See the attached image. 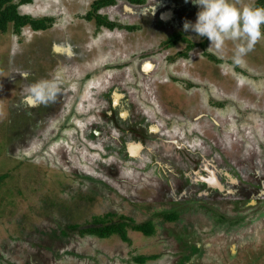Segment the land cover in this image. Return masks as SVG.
I'll return each mask as SVG.
<instances>
[{"label":"rangeland","instance_id":"1","mask_svg":"<svg viewBox=\"0 0 264 264\" xmlns=\"http://www.w3.org/2000/svg\"><path fill=\"white\" fill-rule=\"evenodd\" d=\"M92 1L35 0L32 3L20 5L19 11L22 14H27L34 19H50L48 21L50 28L35 31L27 25L22 28L25 33L22 35L14 30L11 23L6 32L0 33V175H4L0 180V264H141L135 261V256L139 254L157 256L149 259L147 264H177L178 262L180 264L181 259L184 264H264V203L256 198L251 200L249 211L240 213L242 216L240 223L228 227L226 225L219 238L215 237L212 231L209 236H205L209 244L205 246V250L203 249L205 252L203 259L197 258L202 254L196 249L189 253L184 251V242L180 241L183 239L181 234L190 227L189 231L194 233L200 230V226L206 225L197 223L192 217L182 223L165 221L166 211L185 206L183 201L175 199L180 194L175 189L180 181L174 175L178 171L177 165L186 166V164L183 158L175 157L172 149L169 154L166 152L169 144L157 136L158 131L155 133L149 131L147 120L151 118H144L143 115L145 110L159 112V120H164L159 121L161 127L173 125L171 127H178L179 131L183 130L185 134L187 130L191 135L195 132L194 127L199 124L209 125L207 129L214 125L222 126L216 121L214 123V117L217 114V107L212 103V101L217 102L213 99L216 98L214 94L218 97L232 91L237 92V96L241 94L242 96H238L236 100H228L230 112H226V107L222 109L223 114L229 116L223 124H227V129L234 132L245 127L247 133L255 134L257 142L252 148L249 146L246 148L242 142L251 145L253 139L248 138L246 132L244 136L239 135L243 138L239 156L241 157L246 150L250 151L247 165L253 174H245L244 178L248 175V186L252 185L254 190L261 189L264 187V38L258 41L253 50L243 57V62L237 65L233 60L235 45L231 41H227L225 47L220 52H216L215 49H208L210 41L206 37L197 38L194 32H185L183 28L175 27L178 30L173 33L176 42L168 45L165 40L172 36L169 33L170 28L166 30L164 27H158L159 23L154 26L152 19H147L145 23L137 19L141 29L127 34L125 39L129 45L132 44L133 48L128 53L122 49L117 50V57L114 58L108 51L102 54L86 47L89 46L90 32L97 31L103 35V30L99 28L97 22H89L84 18L91 9ZM172 1L190 9L188 14L181 15L183 23L186 19L193 22L196 20L199 9L196 10V5L193 7L191 0L187 3L185 0ZM119 2L118 6H123ZM234 2L238 5L263 6L259 0H234ZM125 7L123 8L126 9ZM103 11L107 13V9ZM172 14L171 11H167L163 13V18L168 19ZM118 15L120 13L110 12L111 17L117 18ZM62 42H70L72 48L73 45L77 46L74 51L82 52L84 55L81 54V58L78 56L68 58V56L52 52V48L62 45ZM199 42L204 43L205 46H197ZM144 47H150L146 51L148 52L146 57L142 56L145 54L143 53L145 51H142ZM189 51V59L179 58L181 54L189 56ZM176 52L178 54H175ZM112 54L115 55L114 52ZM123 55L132 56V58L135 56L134 60L138 62L150 58L155 60L157 65L160 62L161 66H158V71H154L157 65L147 61L142 66L148 74L136 67L135 71H128L132 76L128 79L124 74V67L120 65L125 61ZM183 60L187 62L188 69L180 67L179 62L182 63ZM229 60L231 61L228 62ZM132 66L133 69L135 64ZM242 67L245 68H243L244 72L248 70L247 76L240 72ZM235 68L238 70L236 71ZM151 69L152 72H150ZM36 71L48 79L30 80V77L38 73ZM85 71L93 73L97 80L103 78L114 81V91L122 97L120 106L129 114L126 120L129 124L126 127L128 142H138L146 146L163 143L165 147L167 146V149L160 148L158 154H168L171 158L161 160L160 156H157L158 162L162 163L157 166L158 169L154 167V170L156 172L158 170L162 176L158 175L155 180L142 177L140 183L147 184L136 191L128 190L127 186L124 188L120 185V180H116L115 184L126 192L123 195L117 187V191L104 188L108 184L101 180V175L103 173L105 175L108 169L101 171L99 175L101 178H92L93 181H97L94 186L89 177V185L79 183L78 176L71 174L68 170H62V167L50 163L44 157V151L47 152L48 157L56 152V145L52 143V140L47 147L40 149L39 156H36L37 154L33 151L28 152L26 147L23 148L20 144L23 134L27 135V132L28 134L32 132L31 138H39L34 142L35 146L39 141L44 140V136H39L36 128L45 126L47 112L40 114L36 108L28 104L29 95L32 97L40 95L28 93L25 86L29 84L31 87L39 82H48L57 83L56 89L59 87L65 89L59 80H78ZM233 74L242 78L240 83L232 76ZM26 75L29 80H23V76ZM149 77L166 82H155L152 85V92H149L150 96L144 84L138 90L133 82H128L129 80H149ZM124 79L128 81L125 83ZM51 81L55 82L51 83ZM168 84H172L179 92L174 91L175 88L173 90L167 88ZM75 85H79V96L86 92V86L83 89L80 88L84 84ZM238 85L240 86L237 87ZM169 89L172 90V94ZM48 90L49 88L46 87L43 91L44 101L46 96L51 94ZM137 90L138 93H136ZM132 91L135 92L136 97L139 96L136 100L133 98ZM195 93H199L196 99L202 100L203 105L198 109L187 110L190 116L186 117V114L180 113L181 108H186V95L192 100ZM176 96L177 98H173ZM152 100L156 102L155 105ZM244 101H246L245 104ZM239 108L247 112L242 114ZM172 113L187 119L186 121L175 120L173 123L170 120L167 121L166 116L171 117L169 115ZM240 123L243 128L240 127ZM171 127L169 132H173ZM57 132L60 133V137L70 140L69 133L64 130V127ZM115 143L118 145L116 141ZM75 144L81 148L86 145L82 144V141ZM131 149L133 154H138V146L133 145ZM141 153L144 159L152 158V152L146 147ZM118 154L120 156L123 153ZM137 160L140 159L137 158ZM122 162L132 165L137 163L136 160L125 157ZM126 163L122 165L125 166ZM167 166L174 169L175 173L169 171ZM127 168L129 169L128 166ZM167 175L171 185L165 183L168 179ZM161 177H164L166 181ZM261 177L262 179H258ZM148 184L151 185L150 188ZM93 187L97 190L89 191V188ZM111 188L115 187L111 186ZM220 206L227 208L228 204L222 201ZM222 208H219V211L224 213L225 210ZM107 212H114V220H119V215L133 217L135 224L153 219L157 226L156 232L152 236H146L140 231L129 228L131 242L122 240L118 234L101 239L79 232L80 226H85L83 224L87 222L90 224L94 216L104 215ZM69 224H79V227L73 228ZM176 227L181 229L177 231ZM64 229L67 233H64Z\"/></svg>","mask_w":264,"mask_h":264},{"label":"flooded vegetation","instance_id":"2","mask_svg":"<svg viewBox=\"0 0 264 264\" xmlns=\"http://www.w3.org/2000/svg\"><path fill=\"white\" fill-rule=\"evenodd\" d=\"M98 1L99 0L92 1L91 9L89 10V12H87V14H85L86 16L84 18L89 20V22H97L99 28L103 30V35H101L97 31H94L93 33L90 32L89 46L86 47L92 48L93 50H96V52H100L102 54L108 51L109 53H111L112 57L114 56V58L117 57V50L122 49V51H126L128 53L133 48L132 44L129 45L125 41V39L127 34L141 29L140 23L136 21L137 19L143 20L144 23L147 19H152L154 26L159 23L158 27H164L166 30L170 28L171 32L169 33L172 36H169V38H167L165 42L168 43V45H171L176 42L175 36L173 34L175 31H178L176 28H183V16L181 15H186L190 11L187 6L179 5L177 2L175 3L172 0H142L140 2L132 0H115L114 3H107L106 5H103L95 10V5ZM119 1L123 6H118ZM128 5H130V7ZM194 6L195 5H193V7ZM123 7H125L126 9H124ZM119 8L123 9L119 10ZM104 9H107V13L103 11ZM198 9L199 8L197 6L196 10ZM167 11H171L173 13L171 17L168 19L162 18L163 13ZM110 12L113 14L120 13V15H118L117 18L111 17ZM99 19H101L103 22L100 23ZM128 19L129 21H127ZM48 21H50V19ZM31 28L33 29L32 26ZM155 33L156 32H154V34ZM20 34H25L23 29L21 30ZM104 39H106V41H104ZM197 46L201 47L205 45L204 43L199 42ZM54 47L52 48V52L68 56V58H71L73 56H78L79 58H81V54L84 55V53L82 52L74 51L77 46L73 45L72 48L70 42H62V45H56ZM107 48L113 51H109ZM149 49L150 47H144L142 51H145L143 52L145 54L142 56H148V52L146 51ZM112 52H114L115 55L112 54ZM76 53L79 54L75 55ZM175 54H178V52H176ZM186 55L181 54L179 55V58L189 59L190 51L188 54L189 56ZM123 57L125 58V61L120 65L124 67V74L128 79L132 77L128 71H135L134 69L136 67H138L141 72L148 74L146 70H143L142 66L143 63L147 61L155 64V66L157 65V63H155L156 61L150 58L138 62L137 60H134L135 56L132 58V56L123 55ZM230 61L231 60H229L228 62ZM133 64H135V67L132 69ZM158 64L159 65H157V68L156 70L154 69V71L159 70L158 66H161V63L159 62ZM179 65L181 68L188 69V64L187 62H184V60L182 61V63L179 62ZM243 68L244 67L240 69V72L247 76L248 70L244 72L245 68ZM152 71L153 70L151 69L150 72ZM92 74L89 71H85V73H83L80 77V79L82 80H59L60 84H62L65 89L63 87H59V89H56V87L58 86H56L57 83H55L54 87L49 88L48 92L51 94L50 96H46L45 101L43 96L44 93L40 94V96L38 97H32L31 95H29L27 101L28 104L32 106V108H36V110L40 112V114L47 111L45 114V126L41 125L40 128H36L39 132V136H44V140L39 141V145L37 144L35 146L34 142L39 138H31L32 132L28 134V132L26 131L27 135L26 133L23 134L24 136H22L20 144L23 148L26 147L28 152L33 151L37 154L36 156H39L38 153L40 149H44L45 147H47L52 140V143L56 145V152L53 151L55 152V154L51 157H48L46 155L47 152L44 151V157L50 163H53L58 167H62V170H68L71 172V174L78 176L79 183L83 182L85 186L89 185V179L94 186L97 181H93L92 178L96 179L100 177L99 175H101V171H107L108 169L106 173L107 176L109 175V177L105 176L106 173L105 175L104 173L103 175H101V180L108 184V186H105L104 188H108L109 190L113 191H117L119 189V192H122V195L126 192H123L120 187L116 186V180H120V185H122L124 188L127 186L128 190L136 191V189L141 188L142 185L147 184L140 183L142 177H145L149 180L154 178L155 180L158 175L162 176L158 173V170L157 172L154 170V167H157L158 165H160V163H162L158 162L157 156H160L159 159L161 160L162 158H171V156H169L168 154L171 151L170 149H172L175 153V157L183 158L186 164V166L177 165L178 171L176 175H174V177H176L177 180L180 181V183L175 188L180 194L177 198H174L177 201H183L185 206L177 210L166 211L167 213L165 214H167V216L165 217L164 214V219L167 223H182L192 217L193 219L195 218L194 220H196L197 223L206 225L204 227L200 226V230H197L194 233L189 231L191 227L188 228L185 233L181 234V237L183 239L180 240L181 242H184L183 248L186 253H189L190 251L196 249L198 253L200 251L202 254V256L200 255L201 257L197 256V258H199L200 260L203 259V257L205 256L204 248L205 246H208L207 244H209L206 242L205 236H209L210 231H212L213 234L215 233V237L219 238L222 235L221 233L223 232V229L226 225V227H228L240 223V220L242 219L240 213H246L247 211H249V209H251L250 205L252 204L251 200L253 198L261 199V202L264 203V187L259 190H254L252 185L248 186V175H246V178H244L245 174H253L252 171L248 169L247 165L250 151L246 150L245 153L241 155V157L239 156L240 147L243 146L241 145L242 143H244L246 148L247 146L251 148L255 146V142H257L255 134L247 133L245 127L243 128L241 123L240 127H242L243 129H240L237 132L228 130L227 124H223L224 120L229 116L224 115L222 109H225L226 107V112H230L231 110L228 109L230 101L236 100L238 96L242 95L238 94L237 96V92L235 91L227 92L225 94L223 93L220 97L214 94V96L217 98H213L217 100V102L212 101L213 105L217 107V114H215L216 116L214 117V123L216 121L217 123H221L222 126H212L213 132L212 127L207 129L209 125L201 124L194 127L195 132H193V134L191 135H189L187 130H184L186 132L185 134L184 132H182L183 130L179 131L178 127H171L173 125L170 126L171 128H173V132H169V125H163V127L159 125V121H164L162 119L159 120V112L157 113L156 111L151 112V110H145V112L143 113L144 118H151H148L147 120L149 131L151 130L153 133L158 131L159 134L157 136H160V139L163 142L169 144L168 150L166 151L168 152V154L159 155L158 152L160 148L164 149L165 147V145L163 143H160V141V145H158V143H155V146H153V144L152 146H146L138 142L127 141L126 135L128 131L126 127L129 124L126 120H128L129 114L125 109L123 110L122 106H120V100L122 99V97L118 92L114 91V81L103 78L97 80ZM33 76L30 77V80H44V78L48 79L46 76H43L39 72ZM232 76L236 79V81H239V83L241 82V77L239 78L234 74ZM25 79L29 80L28 75L23 76V80ZM127 81L128 80L126 79L124 82L126 83ZM130 81L133 82V85L136 86V89L138 90H140V86H143L144 84L145 90L148 96H150L149 92H152V85H154L155 82L161 80H153L152 77H149V80H129L128 82L130 83ZM52 82L55 81H51V83ZM79 83L84 84L83 87L80 86L81 89L86 86L88 90L87 91L85 89L86 92L84 91V94L82 93L81 96H79L78 93V91H80L78 87L79 85H75ZM160 83L166 82L161 81ZM239 86L240 85H238L237 87ZM25 87H27L28 93H32L29 91V84ZM167 88H171L173 90L175 87H173L172 84H168ZM171 89L169 90L172 94L173 92ZM44 90H46V88ZM138 90L136 91V93H138ZM174 91L179 92V90H176V88L174 89ZM198 94L199 93H195L193 95L194 99L192 100L188 95H186V108H181L182 112L180 113H184L186 114V117H189L190 114H187V110L191 111L194 108L198 109L202 107V100L196 99L199 96ZM132 95L135 100L139 97L138 95L136 97L134 91H132ZM227 95L229 97H227ZM173 98H177V96ZM229 99L230 101H228ZM152 102L154 103V105L156 104V102H154L153 100ZM245 103L246 101H244V104ZM191 106L192 108L190 109ZM239 111H241L242 114L243 112H247V110H243L240 108ZM160 114H162V112ZM204 115L206 116V114ZM169 116L171 117L166 116L167 121L170 120V122L172 121V123L173 121L175 122V120L182 121L183 119L184 121H186L187 119L182 118V115L177 116L174 113L170 114ZM185 123L186 125H188L189 121L188 123ZM62 127H64V130L67 131V133H69L68 139L70 140H65L63 137H60V133H58L57 131L61 130ZM158 127H160V129H158ZM207 130H209V132ZM245 132L247 133L246 135L248 138L250 137L253 139L251 140V145L247 144L244 141L241 143L243 138L239 135L244 136ZM64 136L67 137L66 135ZM80 140L82 141V144H86L83 148L75 144H79L81 142ZM115 141L118 143V145H116ZM133 145L139 147L138 154L132 153L131 148ZM144 147H146V149L148 148V150L152 152V158L154 159H144V156H142L141 153ZM36 148L38 150H35ZM165 149H167V146L165 147ZM74 150L75 153L73 154ZM118 153H123L120 154V156L123 157L120 158ZM79 154L84 155L80 156ZM57 156L61 160H59ZM124 157L136 160V165L122 162ZM137 158H139L140 160L138 161ZM124 163H126L125 166L122 165ZM127 166L129 167V169L127 168ZM93 168H95V170H92ZM167 168L172 173H175L174 169H172L171 167L167 166ZM167 178L168 179L166 181L164 177H161L162 180L166 181H164L165 183L171 185L172 183H170L171 180L169 178V175H167ZM258 179H262V177ZM109 180L114 181L110 182ZM98 183L103 184V182ZM111 186H114L115 188H111ZM148 187L150 188L151 185L148 184ZM189 188L191 189L188 191L187 189ZM90 190H97V188H89V191ZM222 201L227 202V208H222V206H220ZM219 208L224 209V213H221L219 211ZM174 213L175 218H172L171 215H174ZM128 217V221L135 222V219L133 217ZM149 220L153 219H148L146 221ZM180 225L181 224H179V226ZM179 229L181 228L176 227L177 231H179ZM195 229H197V227H195ZM181 262L182 259L180 261V264ZM177 264H179V262Z\"/></svg>","mask_w":264,"mask_h":264},{"label":"clouds","instance_id":"3","mask_svg":"<svg viewBox=\"0 0 264 264\" xmlns=\"http://www.w3.org/2000/svg\"><path fill=\"white\" fill-rule=\"evenodd\" d=\"M191 3L199 10L194 22L184 21L183 30L194 32L197 38L206 37L210 41L208 49L216 52H220L227 41L233 42V60L237 64L264 38V6L238 5L234 0H191ZM46 87L52 88L54 84L39 82L29 91L40 95Z\"/></svg>","mask_w":264,"mask_h":264},{"label":"trees","instance_id":"4","mask_svg":"<svg viewBox=\"0 0 264 264\" xmlns=\"http://www.w3.org/2000/svg\"><path fill=\"white\" fill-rule=\"evenodd\" d=\"M33 1L34 0H0V33L6 32L11 23H13L14 30L17 32H21L22 28L28 24H30L34 30L48 29L50 27L48 24L49 19H34L27 14L20 13V5ZM132 1L140 2L142 0ZM114 2L115 0H99L95 5V10L107 3ZM259 2L264 6V0H259ZM99 22L102 23L103 21L99 19ZM3 176L4 175H0V180ZM166 216L167 214H165V217ZM171 216L175 218V213ZM128 218L129 217L126 215H119V220H114V213L107 212L104 215L99 214L94 216L90 224L87 222V224H83L85 226H80V228H78L79 224H69V226L78 228L81 234H90L101 239L118 234L122 240L127 242H131L129 228L140 231L146 236H152L156 232V224L153 220L135 224L134 222L128 221ZM64 233H67V230L64 229ZM156 257V255L139 254L135 256V261L141 264H147L149 259H154Z\"/></svg>","mask_w":264,"mask_h":264}]
</instances>
